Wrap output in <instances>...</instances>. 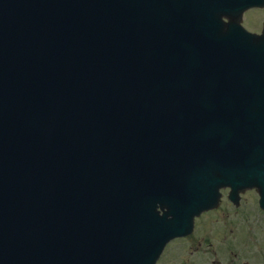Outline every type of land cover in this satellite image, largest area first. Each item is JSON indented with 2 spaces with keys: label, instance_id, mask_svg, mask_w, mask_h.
<instances>
[{
  "label": "water",
  "instance_id": "obj_1",
  "mask_svg": "<svg viewBox=\"0 0 264 264\" xmlns=\"http://www.w3.org/2000/svg\"><path fill=\"white\" fill-rule=\"evenodd\" d=\"M258 4L0 0V264H156L222 188L264 209Z\"/></svg>",
  "mask_w": 264,
  "mask_h": 264
},
{
  "label": "flooded vegetation",
  "instance_id": "obj_2",
  "mask_svg": "<svg viewBox=\"0 0 264 264\" xmlns=\"http://www.w3.org/2000/svg\"><path fill=\"white\" fill-rule=\"evenodd\" d=\"M241 23L264 42V0L246 10ZM229 192L223 190L216 209L195 218L189 235L170 242L157 264H264V211L259 195L254 189L246 190L239 202H232Z\"/></svg>",
  "mask_w": 264,
  "mask_h": 264
},
{
  "label": "rangeland",
  "instance_id": "obj_3",
  "mask_svg": "<svg viewBox=\"0 0 264 264\" xmlns=\"http://www.w3.org/2000/svg\"><path fill=\"white\" fill-rule=\"evenodd\" d=\"M227 198V197H226Z\"/></svg>",
  "mask_w": 264,
  "mask_h": 264
}]
</instances>
